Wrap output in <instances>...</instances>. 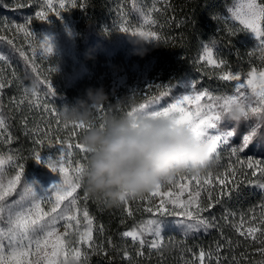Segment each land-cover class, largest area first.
Returning <instances> with one entry per match:
<instances>
[{"label": "trees", "instance_id": "1", "mask_svg": "<svg viewBox=\"0 0 264 264\" xmlns=\"http://www.w3.org/2000/svg\"><path fill=\"white\" fill-rule=\"evenodd\" d=\"M66 1L78 29L91 26L111 38L144 25L154 33L157 38L147 46V56L154 60L150 84L135 90L113 88L109 74L101 75L107 68L100 64L108 61L102 56L88 57L89 65H97L72 85L46 72L38 87L21 67L2 64L0 104L6 119L0 129V156L12 157L11 172L20 171L13 165H22V173L33 172L37 163L40 169L56 159L61 148L69 150L72 168L77 162L86 164L88 154L75 148L83 129H76L73 135L74 127H65L58 114L64 106L84 99L88 89L103 88L108 95V104L96 111L91 122L98 124L109 114L129 115L145 101L169 92L184 78L196 80L203 88H222L224 82L214 73L215 68L201 60L208 44L216 45L224 67L241 72L264 69V57L253 41L245 39V31L225 15L234 0ZM236 142L214 159L221 167L209 175L213 164L203 174L210 179L201 184L198 193V217L206 222L207 230L199 235L166 232L157 247L133 241L124 236L125 231L153 216L143 198L109 206L90 197L83 186L79 188L76 202L93 221V237L77 264H264V192H255L252 187L264 181V173L256 175L253 169L238 164L240 154L232 150L238 146ZM70 143L73 147L68 148ZM245 151L264 158V152L250 148ZM250 226L257 229L254 234L247 233Z\"/></svg>", "mask_w": 264, "mask_h": 264}, {"label": "rangeland", "instance_id": "2", "mask_svg": "<svg viewBox=\"0 0 264 264\" xmlns=\"http://www.w3.org/2000/svg\"><path fill=\"white\" fill-rule=\"evenodd\" d=\"M27 2L26 0H0V56L3 57V59H0V68L2 64H16L38 87L44 81L42 77L43 73L46 74V72L59 76L67 85H72L88 75L91 69L97 65L96 62L89 65L88 57L102 56L108 61L100 64L102 68H107L101 75L109 74L113 88L135 90L149 87L154 60L147 56V46L153 40L148 36L151 32L147 27L141 25L121 31L119 34L108 38L91 26L78 29L73 12L68 13L66 9V0H63L64 7L60 6L61 0H31L29 3ZM253 2L257 5H264V0H234L226 8L225 15L227 19L237 24L242 31H245L244 38L253 41V46L264 57V44H261V41L256 39L255 35L244 27L240 19L233 15L237 10H246L247 5ZM33 10L35 13H33ZM258 23L261 30L264 31V18L260 19ZM140 32H144L145 35L140 36ZM133 33H136V35ZM45 38L51 42L53 49L51 53L44 51L43 40ZM206 49L211 51L212 59L219 64V67L208 62L205 55ZM201 60L209 68H215L214 73L218 76V79L224 82L222 88L218 90L203 88L199 86L196 80L184 78L177 85H174L169 92L149 99L141 105H148L149 110H163L182 100L185 95L194 97L198 93H207L208 95L198 102L201 108L206 109L207 105L213 101L222 103L223 97L233 95L240 97V93H244L248 107H260L262 111L259 114H250L246 121H242L238 125L224 116L217 123V129H209L208 131L210 134H216L217 132L223 134L234 130L235 135L229 138L228 144L221 143L218 146V154L237 141L238 146L233 147V149L237 148L235 150H237V154H240L237 156L238 164H243L247 170L253 169L256 175H263L264 171L261 170L264 169V158L247 154L244 149L250 148L258 153L264 152V120L261 119V117H264V105L260 103V98L247 83L249 79H253L251 75L253 72L258 75L260 72H264V69L241 72L224 67L225 64L223 65L218 58L217 47L214 44L205 46ZM226 74L239 75L240 79H222L221 77ZM240 83H243L245 87L237 92L235 86ZM193 84L195 85L194 89L192 88ZM140 106L134 110L139 109ZM184 107L195 111L197 102L193 101L190 104H185ZM0 118L5 122L6 118L1 104ZM253 129L256 130V135L246 147H243V136L249 134ZM242 147L243 150L241 151ZM68 152L67 148H61L58 157L46 162L42 168L38 169L39 163H37V169L33 172L22 173L20 183L16 185L14 193L6 196L5 200H17L19 194L24 191L25 180L29 183L35 182L38 192L42 189L47 190L58 183L60 181L58 169L61 157L66 161L65 166L69 169L72 168ZM217 157L214 154L213 160ZM0 159L6 161L2 166V175H0V184L6 186L17 172H11V162L8 161V158L0 156ZM218 162L219 160L214 161V169L210 170L209 175L212 174L211 171L213 172L222 166ZM249 164L252 167H249ZM52 166L57 167L56 172L51 170ZM204 176L203 174L199 176L185 174L176 178L173 185H164L159 194L155 196L150 193L146 194L142 198L153 216L136 227L125 231V233L134 232L136 239L131 236H124L133 241H142L148 243L151 247H157L166 232H177L185 236L199 235L206 232V226H200L192 231L186 230V225L194 223L197 216H200L201 210L196 207L199 197L197 193H200L201 184L206 183V179L209 182L210 179ZM259 178L261 179V177ZM256 183L252 186L253 190L264 192V186H262L264 181ZM45 195L47 198L41 202L43 210L49 213L45 220H51L53 216L65 211V206L72 199V197H69L68 200L61 203L57 213H52L51 208L55 203L56 194L51 192L50 195L47 193ZM76 195L77 191L73 196L76 197ZM193 200L195 203L191 202ZM69 211L74 219L59 220L54 236L46 244L43 243V237H41L42 242L39 248L33 242L23 258L26 264H53V262L54 264H77L85 247L92 240L93 221L89 216L85 218L84 212L86 210L79 206L77 202L69 207ZM186 211L193 213L191 219L185 214ZM89 220L91 223H89ZM0 226L7 228V221L0 222ZM155 226L159 228V235L151 230ZM89 233L90 239L88 238ZM4 244L5 248L3 252H0V255L14 264L15 260L20 258L10 256L6 238ZM77 252H79V256L76 255Z\"/></svg>", "mask_w": 264, "mask_h": 264}, {"label": "clouds", "instance_id": "3", "mask_svg": "<svg viewBox=\"0 0 264 264\" xmlns=\"http://www.w3.org/2000/svg\"><path fill=\"white\" fill-rule=\"evenodd\" d=\"M105 104L108 95L103 88L88 89L84 99L64 106L58 115L65 125L87 126ZM226 117L237 125L248 118L240 104L232 105ZM80 143L89 156L82 186L90 197L109 206L142 198L179 176L205 174L214 164L210 144L196 139L187 126L151 118L143 111L105 116L83 129Z\"/></svg>", "mask_w": 264, "mask_h": 264}, {"label": "snow or ice", "instance_id": "4", "mask_svg": "<svg viewBox=\"0 0 264 264\" xmlns=\"http://www.w3.org/2000/svg\"><path fill=\"white\" fill-rule=\"evenodd\" d=\"M75 3V0H73ZM61 7H64V2L61 0ZM234 16L240 19V22L244 25L246 29L250 31L251 34L255 35V38L261 41V44H264V31L259 27V20L264 18V5H257L255 2L249 3L247 5L246 10H237L233 13ZM136 35V33H133ZM140 36H144V32L139 33ZM148 36L150 38L155 37L154 33H149ZM43 47L46 53L52 52V45L49 39L45 38L43 40ZM206 58L208 62L213 64L214 66L219 67V64L212 59V53L210 50L205 51ZM0 59H3L0 56ZM253 79L248 80V85L252 87L255 94L260 98V103L264 105V72H260L258 75L256 73L251 74ZM224 80H239V75H230L226 74L221 77ZM49 87H51L49 85ZM237 92L240 89H243L245 85L243 83L237 84L236 86ZM192 88H195V85H192ZM54 95V93H52ZM208 95L207 93H198L197 95L189 96L185 95L182 100L177 103L172 104L170 107H166L163 110L153 109L149 110L148 105H141L139 109L134 110L129 113V116H133L137 111L146 112L147 115L151 118H159L163 117L168 119L175 126H187L191 131L193 136L198 140H203L210 144V155L213 156L218 155L217 148L223 143L225 145L228 144L229 138L235 135V131H229L227 133H219L210 134L209 129H217V123L221 120L222 117L226 116V113L232 107V105L240 104L242 106V111H245L246 117H249L250 114H259L262 109L260 107H248L246 104V97L244 93H240V97L237 96H226L222 98V103H216L213 101L209 103L205 108H201L199 106V101ZM211 99V97H209ZM193 101L197 102L196 110L193 111L191 109H186L184 107L185 104H190ZM264 120V117H261ZM93 124L85 126L83 124L74 125L73 135H76V129H84L86 127H92ZM4 127V120L0 118V129ZM67 127V125H65ZM259 127V125H257ZM256 135V130L253 129L249 134L243 136L242 145L246 147L253 137ZM68 148L73 147L70 143L67 145ZM243 147L240 149L243 150ZM75 148L79 149L81 152L86 153V149L84 146L77 142L75 144ZM236 150L233 149V153L235 154ZM70 155V153H68ZM40 155H36L37 162H40ZM12 157H8V161H11ZM4 159H0V175H2V166L5 164ZM66 161H64L63 157H61V162L59 166L60 173V181L54 185H52L47 190L37 191L35 187V182L29 183L27 180L24 182V191L19 194L17 200L6 201L5 197L14 193L16 185L20 183L21 175H22V165H13L14 167H19L20 171H18L13 179H11L7 185L0 184V222L7 221V228L0 226V252H3L5 248L4 240L5 238L8 241L7 248L9 250L10 256L15 258L19 257L20 259H16L14 264H26V261L23 259L26 254L28 248L31 246L33 242H35L37 248L40 247L41 237H43V243H47L50 238H52L56 232V225L61 219L71 220L74 219V216L69 211V207L71 205L76 204V197L73 194L77 191V189L82 187V181L85 173V165L76 163L75 167L69 169V167L65 166ZM252 167L251 164L248 165ZM51 170L53 172L57 171L56 166H52ZM261 171H264L262 169ZM195 179V178H193ZM207 183L208 180L206 179ZM174 182L168 183V185H173ZM264 186V185H262ZM164 185H157L153 191L150 192L151 195L155 196L161 192V189ZM51 192H55V203L52 205L51 212L57 213V210L60 208L62 202L72 197L69 201V204L65 206V211L59 213L57 216H53L51 220H45V217L49 215L48 212H45L41 207V202L44 201L47 194H51ZM198 195V193H197ZM87 197L85 196V199ZM127 203V199L123 201ZM195 203V201H191ZM198 210L200 209L199 204H196ZM189 219L193 217V213L191 211H186L185 213ZM85 218L88 217V213L84 212ZM264 222V221H262ZM89 223L91 221L89 220ZM200 226H206V222L200 219L198 216L196 221L191 224L186 225L187 231L196 230ZM152 231L155 232L156 235H159L158 226L152 227ZM257 229L254 226H250L247 228L248 234H254ZM125 236H131L133 239H136V234L134 232H126ZM241 235H244V232H241ZM90 239V233L88 235ZM27 242V243H26ZM142 242V241H141ZM155 246V245H153ZM79 256V252L76 253ZM201 258H203V254H201ZM0 264H12L8 259L4 256L0 255ZM54 264V262H53Z\"/></svg>", "mask_w": 264, "mask_h": 264}]
</instances>
